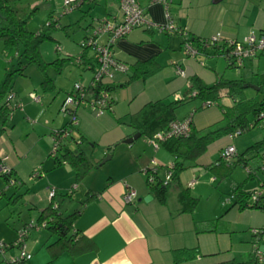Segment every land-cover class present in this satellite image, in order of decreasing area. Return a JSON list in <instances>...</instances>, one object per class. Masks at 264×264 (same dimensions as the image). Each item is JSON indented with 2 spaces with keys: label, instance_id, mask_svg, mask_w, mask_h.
<instances>
[{
  "label": "crops",
  "instance_id": "0c3cea01",
  "mask_svg": "<svg viewBox=\"0 0 264 264\" xmlns=\"http://www.w3.org/2000/svg\"><path fill=\"white\" fill-rule=\"evenodd\" d=\"M94 1L98 2L99 5H104L106 18L112 21H120L121 14L118 8V0ZM136 1L145 9L147 20L154 24H163L166 22L165 12L167 8V13L173 23L177 27L186 28L192 40L208 39L215 34H220L225 39L239 40L251 32V30L246 28V24H243V20L237 17L236 9L240 4L239 0H237V2L235 1L236 3L234 2L236 8H232L233 10H227L226 8L216 6V4L223 0H166L165 4L160 2L152 3L151 0ZM38 2L40 3V0H38ZM42 4L44 8L51 11V4L47 2ZM249 4L252 5V3L245 2L241 4V6L243 5L241 10ZM51 15L52 12L50 16ZM91 25L92 23H89V25L85 27L83 39L90 34L89 27ZM92 27L94 28V26ZM262 27L263 30H260V32H264V26ZM99 40H102L101 43H104L106 37L102 36ZM113 53L115 59L128 66V71L125 74L118 73L111 81L106 82L110 95L113 98L111 109L108 110L111 116L105 113L97 117L92 110L89 109L90 112L87 111L89 107L80 106L76 111L79 122L77 126H81L82 124L84 126L83 121H88L92 117L100 123H110L111 117H115L116 120H119L120 118L117 117L121 115L126 116L128 120L130 114L137 112L144 104L150 101L160 99L165 101L169 95H174V97L178 96L180 98L182 94L178 92L182 87L187 86V93L189 94V80L193 76H197L205 86H211L218 79L224 78L227 71L234 70L233 67L228 66L224 58L218 55L215 48H204L196 58H190L187 57L182 50L181 36L159 33L153 28H137L127 36L116 40L113 45ZM92 56V50L86 52V64H83L82 68L90 70L93 75L96 65L91 58ZM263 56L264 54H261L256 58L261 60ZM148 59L155 60L160 67L159 71L145 81L128 82V78L133 72V64ZM254 59L249 61L250 65L253 64ZM167 61L177 63L184 70L185 77H177V79L175 81L172 80V82H167V78L160 77L163 70H165V75L169 77L173 75L177 76L174 65L172 63L169 65ZM89 62L92 63V68ZM246 62L248 61H245L242 68L245 67ZM241 69H237L239 74H241ZM91 79L92 77L89 78L88 84ZM259 83L264 85L261 80ZM71 90L72 88L64 95L66 96ZM47 97L48 95H44L41 99L47 101ZM41 99L39 103H41ZM51 105L52 103L50 106ZM31 114L32 113L29 111L27 114H24V120L30 119L29 117ZM14 118L15 115L13 114L11 116V121H14ZM17 118L18 121H20V115ZM78 132V138L73 137L71 142L68 141L69 137L64 140V145L68 146L73 152H78V150L82 149V142L86 139L80 130H78ZM131 136L132 133L126 135L125 138ZM82 138L84 140H82ZM73 142L76 144V147L72 144ZM113 143L114 142H110L107 144L108 146L102 155L108 153V148L111 147ZM133 143L134 141L131 144ZM222 148L224 147L219 148V151H221ZM28 149L29 147L23 148L19 140H11V144H8L6 142V134L0 136V162L10 168L12 177L17 180L16 185L12 186L15 190L25 185L24 180L26 176H24V174L26 173L21 172V164L27 157ZM45 153L41 152L36 155L40 164L42 163V156H44ZM48 157L50 156L48 155ZM169 158L170 159L162 155L155 157L159 163L165 161L170 164L172 157L169 155ZM201 158H199L196 165L205 168L206 165L212 164L204 162ZM151 159H153V157ZM131 164L134 166L130 165L129 172L124 174L121 181L109 182L102 190H94L90 187L86 190V192L91 191L97 193V195L95 199L91 200L82 209L80 216L74 223V228L94 243L93 250L77 257H72L64 252L55 259L49 258L46 255L40 258L38 255L33 256L29 252L27 245V240L30 236L29 233L25 246L31 258L26 264H173L172 252L183 248H195L198 251V256L193 259L195 261H185L181 264H212L232 258L238 261L248 259L251 255L252 245L255 240L250 232L251 229H263L264 231V209H240L238 205H232L231 203L224 214L215 218H219L224 224L221 227V229H223L222 232L196 234L194 224L196 222L207 221L197 220L194 217L195 211L192 214L178 213L179 204L177 202V194L182 188H187L184 187L185 184H181L179 177L177 181L181 185V188L176 191V198L169 197V200L167 199L165 204H161L155 196L149 193L145 184L146 176L144 170L150 168L146 158L143 157V159L138 162H133ZM154 164H156L155 161ZM257 165L258 162L256 161L247 164V166L252 168H256ZM47 167L48 170H44L41 167L42 170L40 175L36 178H41L42 174L46 172L58 170L60 178L61 175L63 178L60 181L58 180V182H51L55 190L57 189L56 186L59 187V189H65L64 186L66 184L64 183L66 181L64 179L67 177L70 179L68 182L74 183L73 169L67 163L55 166L54 159H52L51 164H48ZM244 167L243 164L234 166L229 176L231 178L229 182L230 194H232L237 187H240V190L245 193H250L260 188V183L264 180L263 175L261 178L257 176L258 173L248 176ZM33 168L34 167H31L30 171H32ZM136 169L140 171L142 169L144 177L137 174V172H135L137 171ZM205 169L207 170V168ZM157 174L158 177L161 178L158 170ZM192 177L196 178V174L193 173ZM255 178L257 179V187L249 186L250 183H248V181ZM214 180L217 181L215 177ZM4 182L6 183V181ZM126 186L136 191V197L130 204H126L123 201ZM72 188L77 189L79 187L74 183ZM28 189L29 188H27L26 191ZM56 191L53 199H55L57 195ZM71 193L72 192H70V194ZM2 194L1 196L4 197L5 193L3 192ZM12 195L14 196V192ZM148 195L151 196V200L144 202L143 198ZM221 197L224 198V194H222ZM53 199L51 200L52 202H54ZM54 205H56L57 210L62 213L60 205L56 202ZM33 208L37 212L35 218L37 219L42 209L39 210L37 206H32V209ZM79 208L80 206L77 207V209ZM72 209L73 208H70V211H72ZM35 230L37 231L33 238L35 244H46L47 246L53 241V239H49L51 235L46 236L40 233L39 229ZM258 246L260 251L264 253V238L259 242ZM5 252L2 255V260L4 262H6ZM6 264H8V262Z\"/></svg>",
  "mask_w": 264,
  "mask_h": 264
},
{
  "label": "rangeland",
  "instance_id": "374dc122",
  "mask_svg": "<svg viewBox=\"0 0 264 264\" xmlns=\"http://www.w3.org/2000/svg\"><path fill=\"white\" fill-rule=\"evenodd\" d=\"M63 1L64 0H40V3H49L52 6L51 11L44 8L29 22L28 29L32 32L38 31L43 25H46L50 19L52 12V18L57 19L56 29L50 30L54 40L44 41L40 45V54L44 62L52 63L57 60L61 64L60 72L55 74L53 72L54 66L49 67L47 74L54 81V88L52 90L45 91L42 87L43 74L37 68L35 64H26V60L23 57H18V54L11 50H4L0 44V89L6 73L12 69H19L23 66V74H13L3 98L0 99V103H7L8 118L4 123V130L2 135L6 134V142L11 144V140H19L23 148L28 149L27 157L21 164V172L26 173V179L24 180V187L14 189V187H8L4 180L0 177V191L5 193V196L0 194V242L9 243L14 242L17 238V231L23 228L24 224L27 226H34L36 224L37 212L32 206H37L38 209H42L49 203V193L54 188L51 182L62 180L63 176L58 174V170L49 171L42 174L41 178H32L31 174L36 170L41 172V167L44 170H48V164H51L52 157L48 155L53 151L54 140L52 133L57 130H61L67 119L60 111V105L65 98V93L68 92L74 84L78 83L82 86L88 85V80L91 78L92 72L87 69H83L82 65L76 63L77 57L83 50L80 46L83 41L85 27L92 23L89 27L90 33L93 32V27H98L99 19L105 17V7L95 1H87L80 5L78 8L70 11L67 14H63ZM237 0H223L216 4L217 7H223L227 10L236 8L235 3ZM235 2V3H234ZM240 4L236 9L237 17L243 20V24H246V28L255 33H259L263 30L264 26V0H239ZM252 3L243 7V3ZM254 2V3H253ZM234 3V4H232ZM241 6V7H240ZM240 7V8H239ZM233 10V9H232ZM241 10V11H240ZM166 18V17H165ZM245 22V23H244ZM102 40H99L101 43ZM87 51H91L88 49ZM86 51V52H87ZM20 61V64L18 62ZM170 65L172 61H167ZM248 63V64H247ZM173 64V63H172ZM238 70H229L225 75V79H241L244 80L249 86L257 87L260 80L264 83V56L261 60L255 58L253 64L250 65L249 61L246 62L244 68H242L241 74ZM177 75V74H176ZM162 78H167V82H172L180 77L179 75L167 76L165 70L161 74ZM32 92L40 99L44 95H48L47 101L41 99V103H35L29 98V93ZM182 95L180 99L183 102L177 105L175 109L176 119L183 120L185 118H192L194 127L202 133L217 130L223 127L224 123L220 122L222 113L218 106H208L202 108L203 101L201 99H190L187 93V86L182 87L179 92ZM244 94L247 97H254L256 100H261L263 95L251 87L244 89ZM60 100V103H59ZM174 95H169L165 99V102L175 101ZM46 102V103H45ZM52 105L50 106V104ZM220 103L229 104L230 99L222 98ZM20 104L21 107H17ZM50 106V108H49ZM90 108L87 111L90 112ZM32 113L30 119L24 120V114L27 112ZM110 115L109 111L105 112ZM15 115L14 121H11V116ZM20 115V121L18 116ZM29 116V115H28ZM110 123L97 122L95 118H91L88 121H83L81 126H77L70 132L69 140L78 138L79 132L85 136V140L82 142L80 150H83L85 155L89 158L90 162L95 167L80 181L77 186L79 188L73 189V182H68V177L64 179L66 184L65 189H59L56 185L57 195L53 204L56 202L60 205V210L65 215L72 213L79 207L80 202L85 198V192L88 187L94 190L103 189L107 183L119 182L123 179L124 174L129 172L130 165L134 166L133 162L146 158L149 167L152 168L156 165L158 173L163 181L168 177V165L163 161L159 163L156 156H167L169 154L162 149L154 150L148 143V140L144 137L138 138L133 144L128 145L123 143L126 135L132 133V129L127 125V118L121 115L119 120L115 117H111ZM18 121V122H17ZM79 123V122H78ZM57 128V129H56ZM84 131V132H83ZM0 135V136H2ZM264 138V125H256L253 129L244 132L243 134L230 138L223 135L213 141L204 154L200 157L204 162L215 163L221 156L219 148L226 146H234L237 154L244 153L247 148L262 141ZM117 140V141H116ZM114 142L112 145L111 158L103 165L99 166V163L106 157L102 155L107 148V144ZM73 145L76 144L73 142ZM49 149V150H48ZM46 150V151H45ZM222 150V149H221ZM41 152H47L42 156V163L36 155ZM259 153L264 152V144L258 149ZM158 153V154H157ZM256 151L250 150L245 154V158L249 159L250 163H254L256 159ZM153 157V159H151ZM201 160V161H202ZM154 161L156 164H154ZM171 162V161H170ZM197 163V162H196ZM196 163H188L186 167L179 174V181L181 184H185L184 187H190V193L198 198V203L194 212V217L197 220L211 221L216 217L224 214L227 207L231 203L225 201L230 194V177H227L221 181L214 180V176L203 166H198ZM97 165V166H96ZM34 167L32 171L30 168ZM144 168V167H142ZM137 174L143 176L141 171L136 169ZM193 173L196 174V178H193ZM258 177H262L261 174H257ZM193 184L189 186V183L193 180ZM72 183V184H71ZM249 186L257 187V179L249 180ZM29 188L27 191L26 189ZM181 188V185L177 180L170 179L167 184L168 197L176 198V191ZM14 192V196L12 195ZM70 192H72L70 194ZM68 193L69 195H67ZM224 194V198L221 195ZM176 200V199H175ZM70 208H73L70 211ZM28 228V227H27ZM40 233L46 236L50 234L45 229H39ZM29 239L27 240L29 252L38 257L47 256L50 258L49 252L45 245H37L33 242V238L37 231L33 228H29ZM55 237L50 236V240H54ZM5 255L6 262L2 260L0 256V264H6L10 260L16 257L19 253L18 248L13 247L7 250ZM195 261V260H193ZM191 262V261H190Z\"/></svg>",
  "mask_w": 264,
  "mask_h": 264
},
{
  "label": "trees",
  "instance_id": "16d2710c",
  "mask_svg": "<svg viewBox=\"0 0 264 264\" xmlns=\"http://www.w3.org/2000/svg\"><path fill=\"white\" fill-rule=\"evenodd\" d=\"M44 5L38 0H0V44L4 50H11L18 54V57H23L26 64H35L43 74L42 87L44 90H52L53 80L47 74L50 65L54 66L53 72L58 74L60 72L61 64L55 60L52 63H46L40 54V45L47 40H54L50 34V30L56 29L57 19L52 18L43 25L38 31L32 32L28 29L29 22L43 9ZM195 39H193V42ZM83 49L78 58L82 60L81 64H86V51ZM95 63V54L91 57ZM91 62V61H90ZM89 62V63H90ZM20 64V61L18 62ZM125 64V63H124ZM92 68V63L89 64ZM230 67V66H229ZM23 66L19 69H12L6 73L1 89L0 99L3 98L9 81L12 75L23 74ZM159 65L154 59H148L142 62L133 64V72L128 78V82L145 81L147 78L155 75L159 71ZM235 69V68H234ZM249 85L241 79H218L213 85L205 86L197 76H193L189 80V98L201 99L203 101L202 108H207V104L218 106L221 110L222 117L220 122H223V127L202 133L197 130L190 118L191 132L188 136L169 137L158 141V149L166 151L171 157L173 164L171 179L177 180L179 174L189 165L188 163H196L204 154L208 146L220 136H229L233 132L239 130L240 134L253 129L256 125H264V85L257 84L258 92L263 95L261 100H256L254 97H247L244 94V89ZM109 92V88L107 87ZM71 91L68 93L70 94ZM110 93V92H109ZM67 94V95H68ZM222 98L230 99L229 104L220 103ZM7 102V101H6ZM0 103V135L3 132L5 120L8 118L7 103ZM183 99L175 100L166 103L164 100L150 101L144 104L137 112L130 114L127 125L132 129V136L136 133L140 137L146 138L148 141L155 139L156 134L166 133L168 126L172 121L176 120L175 109L177 105L181 104ZM113 104V98L110 103L109 110ZM77 114V113H76ZM70 122L67 120L65 126L56 132L62 133L69 126ZM82 140H84L82 138ZM82 142V141H81ZM264 144L262 141L253 144L245 150L244 153L236 154L233 161L225 163L221 156L215 163L205 166L213 176L221 181L229 177L235 165L243 164L245 167L249 164V159L245 158V154L250 150H255L256 159L259 163L261 155L258 149ZM111 147L108 148L111 149ZM224 148H222L223 150ZM221 150V151H222ZM49 156L54 159V165L59 166L62 163H67L74 172L75 183L78 184L94 167L89 158L82 150L73 152L68 146L64 145V141L59 144V148L55 152H51ZM97 166V165H96ZM244 167V168H245ZM156 168V167H155ZM150 168H147L145 174L146 187L153 196L161 204H165L167 200V185H163V180L158 177L157 172L150 174ZM7 183V176H0ZM14 179V178H13ZM16 181V179H14ZM255 191V190H254ZM245 193L237 187L232 193L235 196L232 205H238L239 208H257L264 209V195L258 204H245L242 206V201H247L251 193ZM69 195V194H67ZM97 193L87 191L84 200L81 201L80 208L64 215L60 213L50 199L49 204L40 211L36 224L31 228L36 229L38 225L45 222L43 229L55 237L50 242L46 249L52 259L57 258L60 254L66 252L72 257L80 256L87 253L94 248V243L85 235L79 233L74 228V223L80 216L82 209L91 200L96 198ZM177 202L179 204V214H192L197 206L198 198L191 195L189 187L182 188L177 194ZM222 225H224L219 218L207 221L196 222L194 229L196 234L222 232ZM26 228L27 225H24ZM9 247L13 242L5 243ZM173 264H181L185 261H190L198 256V251L193 249H177L172 252ZM27 263V262H26ZM20 263V264H26ZM212 264H260L256 258L251 254L248 259L238 261L234 258Z\"/></svg>",
  "mask_w": 264,
  "mask_h": 264
},
{
  "label": "built area",
  "instance_id": "2783aa9c",
  "mask_svg": "<svg viewBox=\"0 0 264 264\" xmlns=\"http://www.w3.org/2000/svg\"><path fill=\"white\" fill-rule=\"evenodd\" d=\"M87 1L94 0H64L63 1V14H67L70 11L78 8L81 4ZM152 3L160 2L166 3V0H151ZM118 8L121 14L120 21H112L106 17L97 20L98 27L93 28V32L81 41L80 46L82 49H90L95 54V69L90 83L87 86H82L78 83L74 84L71 93L66 95L60 105V111L64 117L69 120L70 124L66 130L62 133H52L54 140L53 153L59 148V144L70 136V132L77 127L78 119L76 111L78 107L85 106L89 107L93 113L100 117L109 110L112 96L107 90V81H111L114 76L118 73L125 74L128 71V66L121 61H118L114 57L113 45L116 40L127 36L133 30L137 28L155 29L159 33H165L168 35H179L182 38V50L187 57L196 58L204 48H215L218 55L225 59L228 66L235 69H241L245 61H250L257 56L264 54V32L255 33L251 31L242 39H225L220 34H215L208 39H196L194 42L188 35L186 28L177 27L170 19L167 8L165 12L166 22L163 24L150 23L147 20L145 9H143L136 0H118ZM105 36L106 41L99 43V39ZM76 63L81 65L82 60L77 57ZM177 75L185 77L184 70L177 64L173 63ZM29 97L35 103L40 102V98L34 93H30ZM176 100H181L178 96ZM207 106H211L207 104ZM17 107H21L20 104ZM191 132L190 118L183 120H175L170 123L166 133H158L154 140L149 141L150 145L154 150H158V141L164 140L169 137L188 136ZM239 130L229 135L230 138L239 136ZM236 149L234 146H227L221 151V158L225 163L233 161L236 155ZM153 166L150 168V174L156 173L157 168ZM168 177L167 180L163 181V185H167L172 177L173 164L168 165ZM245 171L248 176L256 175L260 173L264 177V153L259 159V163L256 168L249 166L245 167ZM147 169L144 170L146 174ZM40 175V171L36 170L31 174L32 178H36ZM0 176H7V186L16 185L17 180L14 181L11 170L0 162ZM193 179L189 186L193 184ZM3 191H0L2 194ZM264 195V180L260 183V188L256 189L249 199L242 204H258L262 200ZM55 196V189H51L49 193V199ZM136 197V191L126 186V190L123 196V201L126 204H130ZM235 199L233 194L228 195L225 199L226 202L232 203ZM56 208V205H54ZM45 222L38 225L36 229L43 228ZM28 227V228H27ZM23 227L17 231V238L13 242V245L9 247L4 242H0V256L4 254L7 249L16 247L19 253L16 257L12 258L8 264H20L26 263L30 260L31 255L26 251L25 242L29 234V228L31 225ZM251 234L255 238L251 254L256 258L259 263H264V253L259 249V242L264 238L263 229H251Z\"/></svg>",
  "mask_w": 264,
  "mask_h": 264
},
{
  "label": "water",
  "instance_id": "95a60500",
  "mask_svg": "<svg viewBox=\"0 0 264 264\" xmlns=\"http://www.w3.org/2000/svg\"><path fill=\"white\" fill-rule=\"evenodd\" d=\"M248 87H251V88L255 89L256 91L258 90V87H254V86H248ZM139 137H140V134L139 133H136L133 136H131V137L123 140V143L130 145L133 141L137 140ZM111 152H112V149H109L106 157L99 163V166L103 165L105 162H107L108 160H110V158H111ZM149 200H151V196L150 195H148V196H146V197L143 198V201L144 202H148Z\"/></svg>",
  "mask_w": 264,
  "mask_h": 264
}]
</instances>
